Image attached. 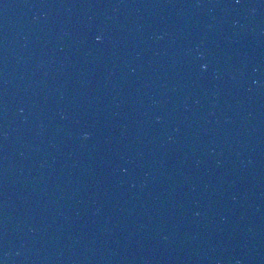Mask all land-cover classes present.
I'll return each instance as SVG.
<instances>
[{"label": "water", "instance_id": "1", "mask_svg": "<svg viewBox=\"0 0 264 264\" xmlns=\"http://www.w3.org/2000/svg\"><path fill=\"white\" fill-rule=\"evenodd\" d=\"M0 264H140L60 0H0Z\"/></svg>", "mask_w": 264, "mask_h": 264}, {"label": "clouds", "instance_id": "2", "mask_svg": "<svg viewBox=\"0 0 264 264\" xmlns=\"http://www.w3.org/2000/svg\"><path fill=\"white\" fill-rule=\"evenodd\" d=\"M97 39L99 40V39H100V37H97Z\"/></svg>", "mask_w": 264, "mask_h": 264}]
</instances>
